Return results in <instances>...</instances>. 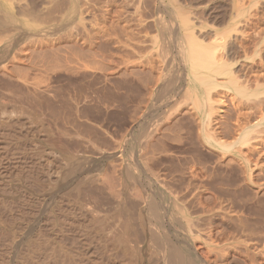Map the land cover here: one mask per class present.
I'll return each instance as SVG.
<instances>
[{"label":"bare ground","instance_id":"bare-ground-1","mask_svg":"<svg viewBox=\"0 0 264 264\" xmlns=\"http://www.w3.org/2000/svg\"><path fill=\"white\" fill-rule=\"evenodd\" d=\"M228 1L0 9V264H264V5Z\"/></svg>","mask_w":264,"mask_h":264},{"label":"rangeland","instance_id":"rangeland-1","mask_svg":"<svg viewBox=\"0 0 264 264\" xmlns=\"http://www.w3.org/2000/svg\"><path fill=\"white\" fill-rule=\"evenodd\" d=\"M15 1V0H14ZM17 1H19L20 2V0H16L15 2H14V4H13V0H12V2H11V0L10 1H8V0H6V1H4V2H1V6H0V9L3 11V12H5V13H8V14H11V15H14V18L16 19V27L18 26V25H20V26H18V27H21L20 29L19 28H17V31H16V33L17 34H20V33H22V32H24V31H29V32H32V34L33 35H35V33H36V35H38V36H42V35H46V34H50V32H52V30H53V27H54V24H57L58 22H55V21H53V20H51V21H53V22H49L50 21V19H49V21H48V17H46L47 18V21L48 22H46L45 21V18H44V16H46L47 15V10L45 11L42 7V9L39 7V10L40 11H42V10H44V11H42L41 13H40V15L38 16L37 15V17H39V19H38V21L40 20V23L41 24H39L40 26H38V23L36 24V22H35V20L36 19H32L35 15H33V14H31V18H28V17H30L29 16V14H27V12L28 11H26V9L25 8H27L26 6H24L25 8H23V6L19 3V2H17ZM226 1H228V0H226ZM5 2L7 3V4H9V6H7L6 4H5ZM11 2V3H10ZM21 2H22V0H21ZM23 2H25V1H23ZM229 2V1H228ZM19 3V4H18ZM11 4V5H10ZM15 4H17L16 6H20L21 5V8H23V10H24V12L23 13H26L27 14V16H26V14L24 15L23 13L22 14H18V13H20L21 12V9H18V11H17V9H15ZM24 4V3H23ZM262 4L264 5V0H262ZM14 5V8L12 7ZM16 7V8H20V7ZM12 7V9H10V8ZM264 7V6H263ZM22 10V11H23ZM18 13H17V12ZM26 11V12H25ZM44 12H45V14L46 15H43L44 14ZM17 13V14H16ZM42 14V15H41ZM22 15H24V16H22ZM42 16H43V18H42ZM49 16V15H48ZM36 16L34 17V18H37ZM43 20V21H45V22H43V21H41V19ZM27 19L29 20H34V21H32L31 20V22L33 23H35V24H32L31 22H29V21H27ZM19 22V23H18ZM55 22V23H54ZM27 25H26V24ZM30 23V24H29ZM47 23V24H46ZM63 23V22H62ZM32 24V25H31ZM35 25H37V27H35ZM31 26V27H30ZM43 34H42V33ZM163 103V104H162ZM166 106H167V101L166 100H164V101H162L161 102V107L163 108H166Z\"/></svg>","mask_w":264,"mask_h":264}]
</instances>
